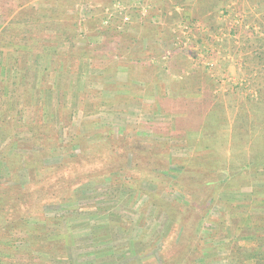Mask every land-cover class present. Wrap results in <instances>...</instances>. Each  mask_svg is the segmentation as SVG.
Returning a JSON list of instances; mask_svg holds the SVG:
<instances>
[{
    "label": "rangeland",
    "instance_id": "374dc122",
    "mask_svg": "<svg viewBox=\"0 0 264 264\" xmlns=\"http://www.w3.org/2000/svg\"><path fill=\"white\" fill-rule=\"evenodd\" d=\"M213 1L0 0L1 111L9 109L15 123L37 114L39 121L58 128V134L43 128L46 140L18 132L8 155L25 157L22 165L15 162L13 175L0 160V188L18 182L33 186L35 194L30 191L25 207L32 223L45 227L50 252L34 248L28 263L168 264L164 245L176 231V219L188 213V221H200L194 246L182 250L197 248L193 264H235L237 244L249 249L242 264H264V248L250 235L264 231V181L244 186L230 181L213 195L202 190L198 198L196 190L184 188L186 183L172 180L182 167L206 164L197 158L204 156L201 152L189 157L185 137L169 139L177 130L178 109L187 108L171 100L192 95L172 84L163 66L161 59L174 50L188 51L193 65L206 68L198 76L201 83L215 85L216 104H221L209 116L215 124L210 131L226 144L216 141L213 160L234 156L237 121L249 118V129L255 127L251 137L264 126V117L259 118L263 1L217 0L215 6ZM151 37L141 45L143 52L137 50ZM163 42H169L167 50ZM150 44L152 49L145 50ZM152 57L157 59L152 61L158 67L155 80V68L134 67L137 59ZM113 59L118 61L114 68ZM131 75L138 79L129 81ZM156 129L164 134L160 151L168 157L156 159V180L140 181L109 166L108 150L91 164L56 168L82 154L86 143L119 137L149 141L143 138ZM206 132L191 131L189 139ZM8 142L0 133V147ZM43 150L47 154L38 157ZM181 237L171 249L178 248Z\"/></svg>",
    "mask_w": 264,
    "mask_h": 264
},
{
    "label": "trees",
    "instance_id": "16d2710c",
    "mask_svg": "<svg viewBox=\"0 0 264 264\" xmlns=\"http://www.w3.org/2000/svg\"><path fill=\"white\" fill-rule=\"evenodd\" d=\"M185 1L186 0H177V2L180 3ZM252 1L255 3V1L259 2L260 0ZM262 1L263 2L261 4L259 3L261 7L262 4L264 5V0ZM216 4L217 0H214L212 5L215 6ZM262 10L263 8L259 9L260 12ZM214 20V17L210 18V21L214 22ZM198 22L199 21L193 23L195 24ZM36 38L38 39V42L43 43L42 37ZM149 40L152 41L154 40V38L151 37L140 41L136 45V47H138V49H136L143 52L140 47L141 45L144 46V44H148ZM155 43L156 42H153L151 44ZM151 44L144 47V49L146 50L147 48V50H151ZM168 44L169 42L162 43L164 49L167 50ZM85 55L86 54L83 53V55L81 56ZM189 56L190 55L188 54V51L186 52L182 50V52H179L178 50H174L173 53H171L170 56L166 58V60L161 59L164 68L169 71L170 76L173 79L172 84L176 83L178 89H181V91L183 92L186 89H190V92L192 94L190 95L189 93H185L182 95V97L175 96L171 100V103L184 102L186 103L187 108L183 107L182 109H178V113L175 117L177 130L174 131V136L172 134V138L169 139L181 140L182 137H185V140L183 142H185V146H187L191 152H189V157L198 156L196 154L198 152H201L204 156H198L197 158L203 162H206V164L205 168L202 169L188 168V166L182 167L180 171H178L176 175H174L172 180L186 183L187 185H184V188H188L191 191L196 190L195 196L198 198L201 196L200 192H202V190L204 192L210 193V195H213L215 194L217 188H220L223 184L225 185L230 181L235 180V182H239L241 186H244L245 184L251 185L254 181H264V126L258 131L259 133H254V135H252L251 137L249 134H251V130L255 127L252 126V123V129H249V118L247 119V121H237L235 123V127L233 129V132L235 133L234 156L225 154V157L223 159L213 160L214 154L216 152H214L216 141L217 143H221L222 146L223 143L226 144L225 139L221 140L220 137L215 138V132L210 131V129H214L215 124L214 120H211L209 116L216 110L217 107L220 106L221 103L216 104L218 100L216 98L217 96L214 94L215 85H213L212 82L211 84L208 82L207 84L201 83L200 78L198 79L201 71H205L206 68L202 67L201 69V66L193 65L192 62L188 60ZM155 60H157L155 59V57H152L148 61H146V59L139 58L135 62H132L135 63L134 67H141L142 69L155 68V71L152 72L155 74V77L153 79L155 80L157 79L156 70L158 69V67L154 66V64L152 63V61L155 62ZM117 63L118 61H115L113 59L111 60L110 65L112 67H117ZM135 79L137 80L138 77L135 78V76L133 75H131V77L129 76V81ZM3 95L4 92L1 89L0 133H2L6 137V139H9V142L5 147H0V160L3 163L6 171H8L10 175H13L14 165L16 164L15 162H20L19 164L22 165L23 162L21 161V159H24L25 157V153L23 154L21 152L16 153L13 158L8 155L10 149L13 147L15 140L14 138L16 137L18 132H28L33 134L34 137L45 138L46 140L47 132L44 133L43 128H47V130L50 129L51 132L57 131L58 128L55 124L49 125L44 121H39L37 114L35 116H31L27 121H20V123L13 122L9 109L1 111V97ZM261 103L262 106L260 107L261 111L259 118L264 117V102L261 100ZM27 107H29V105H25V108ZM165 110V112H169L168 108ZM35 113L37 112H34L33 114ZM1 122L5 125L1 124ZM203 125H205V127H203ZM200 129L208 130L203 138L189 139V132L195 130L200 131ZM55 134L58 133L55 132ZM163 136L164 134L156 129V131L154 130V133H152L148 137L143 138V140L147 138L149 141L140 142L130 137H127L125 139H123V137H119V140L117 139V141H109V139H99L98 141L91 144L86 143V148L84 147L85 149H82V154L75 155V157L62 162L56 168H59V170L62 171V168L69 165L73 166L74 164H84L83 161L86 162V165H88V163L91 164L94 160L97 159V157L100 158V156L108 150L109 154L112 153V158L109 166H118L117 169L119 172H127L133 177L138 178L140 181L144 177H147V179L149 178L153 181L156 180L158 176H160L158 168H155V163L157 160H159L158 157L161 156L162 158H165V156L167 155L166 153L163 154L160 151V147L162 144L161 138H164ZM246 138H250V140H245ZM140 140H142V138ZM246 141H250V144L245 147L244 142ZM223 148L226 149V146H224ZM221 152L222 151H220V153ZM192 153L194 155H192ZM46 154V151L43 150L39 151L36 155L38 157H43ZM167 158L168 157H166L165 159ZM183 163L187 162L184 160ZM197 168L201 167L199 166ZM76 171L81 170L79 169ZM134 171H136L137 173ZM32 187L33 186L30 187L18 182L16 186H2L0 188V264H30L26 261V259L29 258L32 252H35V250H32L34 248L38 251L48 249V252H50V249L48 247L49 242L44 229L45 227L34 225L32 223L33 221L31 219V215H29V211H27L25 207L29 202L30 191L33 189ZM31 192L33 195L35 194L33 193V191ZM188 220V213H185L182 215V217L176 219V231L174 232L173 236L167 239L164 245L162 256H166V258H168V264H193L191 255L198 254L197 248H194L193 250L187 249L188 251H182L187 244L188 247L194 246V240L197 236L196 230L200 222L198 221L199 219H193L191 221ZM179 234L182 237L178 240V248L176 247L171 249L172 244L175 243V241L179 237ZM250 235L257 238L259 246L261 248H264V231L258 234L252 233ZM186 238V243H184V240ZM235 247V260L237 261L235 264H242L243 261L249 258V256L245 255L247 250L249 249L238 244L235 245Z\"/></svg>",
    "mask_w": 264,
    "mask_h": 264
},
{
    "label": "crops",
    "instance_id": "0c3cea01",
    "mask_svg": "<svg viewBox=\"0 0 264 264\" xmlns=\"http://www.w3.org/2000/svg\"><path fill=\"white\" fill-rule=\"evenodd\" d=\"M170 54H171V53H170ZM169 56H170V55H169ZM169 56H168V57H169ZM166 58H167V57H165L164 59H166Z\"/></svg>",
    "mask_w": 264,
    "mask_h": 264
}]
</instances>
